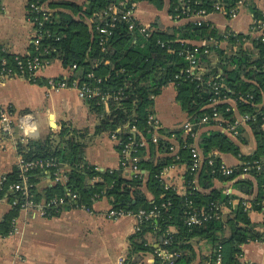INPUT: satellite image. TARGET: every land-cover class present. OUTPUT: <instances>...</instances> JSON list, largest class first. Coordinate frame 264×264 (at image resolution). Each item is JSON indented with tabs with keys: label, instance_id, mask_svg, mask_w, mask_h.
Returning a JSON list of instances; mask_svg holds the SVG:
<instances>
[{
	"label": "trees",
	"instance_id": "16d2710c",
	"mask_svg": "<svg viewBox=\"0 0 264 264\" xmlns=\"http://www.w3.org/2000/svg\"><path fill=\"white\" fill-rule=\"evenodd\" d=\"M33 1L30 0L28 5V17L35 21V27L44 33L40 45L31 44L28 54L40 55L51 62L60 59L65 68L72 69L77 65L68 79L69 82L75 78H79L81 82L102 79L101 89L111 95L108 110L105 102L99 98L87 100L93 112L102 114L96 133L112 134L121 128V131L117 132L121 140L118 145L121 162L125 143L132 137L136 144L132 157L139 158L138 166L141 172L127 178L123 172L128 168L129 162L127 167L121 164L119 170H101L88 163L85 157L87 133L72 130L64 124L58 132L50 133L45 139L30 138L26 145L19 146V153L25 159H53L68 177L63 183H54L42 188L39 183L46 172L42 169L32 170L28 177L31 185L30 199L36 203L47 202L55 197L65 199L64 204L48 208L46 217L78 208L93 211L94 204L103 196L109 198L112 208L127 212L137 213L142 209L149 211L158 206L159 215L145 221L141 229L131 237V252L154 254L157 249L146 240V235L154 232L158 240H168V244H162L163 247L180 253L174 264H197L210 258L213 261L214 252L219 246H222L223 264H241L243 244L252 241L264 242V221L262 229H258L250 218L251 208L247 205L248 200L228 193L225 188H216L214 180L234 181V187L250 196L252 207L262 209L264 178L257 172L251 173L256 177V183L252 178H243L240 168L231 176L213 173L208 156L212 151L218 150L231 153L242 161L264 160V42L253 38V48L249 49L241 42L244 34L226 38L213 24L197 26L191 21L174 25L173 30L169 31L157 18L151 23L155 30L150 36L141 34L136 29L130 30L125 21L117 22L115 27H109L111 34L102 47L100 40L104 33L97 27L104 26L111 18L107 16L103 21L101 14L120 0H87L84 4H79L76 0H41L43 3L47 2L51 8H58L51 12L48 19L43 20L42 26L38 24L42 15L31 8ZM128 1L129 4L147 1L159 10L165 6V0ZM237 1L227 0L230 7ZM205 6L211 7L209 3ZM252 12L256 18H262L263 14L257 7L252 6ZM169 14L174 16V6L170 2ZM211 39L213 42L201 46L199 59L208 69L202 78L192 80L186 75L176 78V75L188 66L184 51L193 48L198 42H208ZM224 43L226 46H223ZM2 47L0 46V49ZM236 47L238 49L234 51ZM206 48L210 54H216L219 59L217 64H213L210 54L204 53ZM3 67L18 70L17 54L0 51V68ZM89 73H94L95 78H89ZM31 82L44 85L47 79L37 77ZM170 83L176 87L177 100L182 109L188 113L190 122L195 124L194 131L204 126L199 124L203 117L213 115L212 104L215 99L219 101L215 106L216 110L226 121L223 124L234 122L236 112L228 103V100H234L238 113L251 117L247 123L256 137L257 150L251 155H245L227 134L213 131L201 137L199 148L205 162L199 171L190 170L191 148L195 142L194 136L191 135L180 139L181 145L177 153L180 159H177V155H169L157 163L145 159L148 148L152 154L157 149L170 154L172 144L168 138L173 134L181 136L184 133L183 128H161L158 131V141H153L154 128L149 123V116L154 114L155 98ZM134 126L136 131L133 132ZM239 129L241 133L243 127L240 126ZM55 135L58 136L57 143L52 138ZM143 140L146 144L139 146ZM183 162L189 165L186 176L187 192L184 195L179 194L162 179L165 168ZM215 162L219 164L220 159L216 157ZM55 170V167L51 168L48 174L52 177ZM144 171L150 173L147 181ZM17 183H22V180L15 168L4 177L0 185V199L7 198L12 204L14 201L18 202L13 204V210L0 224L2 236L13 232L14 223L26 199L21 192L10 190V186ZM145 190L152 194V199ZM68 192L76 194L77 198L73 200ZM235 198L240 199L239 206L228 215L224 214L221 218H214L203 224L187 225L191 208L208 209L213 202L231 208V201ZM170 227H174L175 231H170ZM196 240H207L213 245L211 256L198 255L194 247ZM125 264L139 262L131 261L128 257ZM156 264H160L159 258H156Z\"/></svg>",
	"mask_w": 264,
	"mask_h": 264
},
{
	"label": "crops",
	"instance_id": "0c3cea01",
	"mask_svg": "<svg viewBox=\"0 0 264 264\" xmlns=\"http://www.w3.org/2000/svg\"><path fill=\"white\" fill-rule=\"evenodd\" d=\"M84 4L87 0H76ZM30 0H1L0 11V46L11 54H26L29 52L31 42L35 37L34 26L28 17V5ZM169 2L166 13L156 8L147 1L138 2L136 6V18L143 23L151 24L158 17L165 28L183 24L184 21L175 22L169 14ZM46 10L56 11L46 2ZM252 6L264 14V0H246L240 15L229 19L222 13H213L208 17L221 33L233 30L240 33L250 31L254 14ZM61 9V8H60ZM204 42V41H203ZM198 42V44H203ZM223 46H226L225 43ZM252 49V44L244 46ZM238 47L233 50L236 51ZM213 64L219 62L215 53L210 57ZM73 73L70 68H65L60 59L52 61L45 69L38 73V77L47 79L49 77H69ZM47 84V83H46ZM46 84L31 82L22 77H12L0 82V107L9 108L12 112L14 135L5 133L1 129L0 122V181L16 168L21 154L20 144L26 145L30 138L45 139L50 133L58 132L63 125L70 129L85 131L86 136V161L101 170H119L121 168V156L118 151V141L110 132L96 133L102 114L93 112L88 101L82 98L75 89H50ZM230 106L236 112V119L242 118L237 111L234 100H228ZM108 110V103L105 104ZM31 113L35 117L33 128L26 132L19 128V116ZM154 115L158 120L159 130H174L183 128L181 136L173 134L165 137L171 142L174 149L170 154L155 150L152 154L148 148L145 159H151L157 163L161 159L175 155L180 149V139L189 133L184 125L189 116L177 100V91L173 83L165 86L161 94L155 98ZM195 127V124H194ZM193 127V128H194ZM243 131L237 137L230 134L222 122L200 126L195 131V142L199 148L201 137L213 131L223 132L232 138L241 148L245 155L253 154L258 143L252 128L248 123H242ZM25 135V138H24ZM240 136V137H239ZM56 143L58 136H52ZM244 140V142L242 141ZM221 162L238 167L242 160L231 153H223L218 150L212 151ZM189 172L187 162L176 163L168 166L162 173L164 182L174 187L179 194H186V176ZM124 175L130 178L134 175L129 168L124 170ZM145 181L149 178V172L144 171ZM252 178L256 183V177L252 174L242 176ZM234 181L222 182L214 180L216 188H225L228 193H234L248 200L250 218L262 229L264 221V206L262 209H254L248 194L234 187ZM54 184L49 174L45 173L40 179V187ZM257 188V187H256ZM257 190V189H256ZM150 199L152 194L145 190ZM232 207H225L224 214L228 215L239 206L240 199L232 201ZM112 208L108 197L103 196L94 204V210L71 209L65 210L57 216H42L36 210L22 209L15 223V230L7 236L0 235V264H117L120 258H128L138 261L139 264H156V257L150 252H131V237L137 232V219L134 217H122L108 219L106 213ZM13 210V204L7 198L0 199V224L3 223L9 213ZM174 232L175 228L170 227ZM147 242L157 248L161 238H157L154 232L146 235ZM194 247L199 256L208 257L213 251V245L207 240H196ZM241 264H264V242L252 241L242 245Z\"/></svg>",
	"mask_w": 264,
	"mask_h": 264
},
{
	"label": "built area",
	"instance_id": "2783aa9c",
	"mask_svg": "<svg viewBox=\"0 0 264 264\" xmlns=\"http://www.w3.org/2000/svg\"><path fill=\"white\" fill-rule=\"evenodd\" d=\"M210 4L211 7L205 6V4ZM45 3L41 0H34L31 3V8L33 11L40 13L42 15L41 21L38 22L40 26L43 25V20H46L51 15L50 10H46ZM170 4L174 6V16H172V20L175 22L181 21H191L197 26H203L204 24H212L209 22L208 17L213 13H222L225 16H228L229 19H234L238 17L242 11V8L246 5V0H238L234 6L230 7L227 0H170ZM136 6L137 3L129 4L128 0H120L117 3L110 5L102 14L101 18L103 21L106 19L107 16H110V21H107L106 24L102 27L99 26L97 29L104 34L101 36L100 45L105 46L107 37L111 34L109 27L113 28L116 26L117 22L125 21L129 25L130 30H138L141 34L146 36H150L152 32L155 30L151 24L140 22L136 18ZM34 26L35 37L33 38L31 44L36 46L40 45L41 38L43 36V31L37 29L36 22L31 21ZM214 26V25H213ZM226 38L228 37H238L240 34H244L241 39V42L244 46L252 44V39H260L264 42V14L262 18H256L254 16L253 22L250 28V31L247 33H240L233 30H227L224 33ZM213 42V39L206 42L204 41L203 44H196L193 48L185 50V57L188 61V66L183 69L180 74L176 75V78L180 76L186 75L187 77L191 78L192 80H200L203 74L208 70L204 64L201 63L199 59V55L201 53V46H206ZM0 51L8 52L5 48H1ZM206 55L210 54L208 48L204 50ZM212 53L210 54L211 57ZM18 59V70H13L12 68L7 69L6 67L0 68V82L4 79H9L12 77H22L28 81H35L38 77V73L45 69L50 63V60L44 59L40 55L31 56L30 54H17ZM77 65H74L72 70L76 69ZM70 77V76H69ZM69 77H49L47 78V86L50 89L60 90V89H75L79 92L80 96L86 100H91L94 98H99L101 101L108 103L110 98V94L105 93L100 86L102 82L101 78H96L94 82H81L79 78H75L72 82H69ZM89 78H95L94 73L88 74ZM216 86V90H217ZM120 94V93H118ZM219 103L218 100H214L212 107L214 108L213 115L205 116L202 118L199 124L208 125L211 122H226L221 114L216 110V105ZM264 106V102L262 103ZM230 110V108H227ZM12 112L9 108L0 107V122H1V129L10 135H14L15 127L13 125L12 120ZM249 115H242V118L236 119L234 122H228L224 127L232 134L233 136L237 137L240 133L239 127L242 123H247L250 120ZM18 126L20 129L24 130L27 134L30 128H33V124L35 123V117L31 113H26L19 116L18 119ZM149 123L154 128L153 134V141L157 142L159 138V124L158 120L154 114L149 116ZM194 124L192 122H188L184 125V128L195 136L194 131ZM133 132L136 131L135 126L132 128ZM121 128L117 130L120 132ZM117 132L113 133L112 136L114 139L121 143L120 138L117 136ZM25 138V135H24ZM123 144V143H122ZM146 142L143 140L139 143V146H144ZM136 146L135 141H133L132 137L129 138V142L125 143L123 149V161L121 164L127 167V162H129L128 168L131 169L134 175L139 174L141 172L138 162V157H132V153L134 151V147ZM174 146L170 147L172 151ZM178 152L175 153L177 155ZM192 154V164L190 166L191 171H199L205 162V157L200 154L199 149L196 146H192L191 148ZM177 159H180L179 155L176 156ZM217 156L214 153H210L208 156V163L210 166L213 167V173L221 174L222 176H231L236 172V169H241V175L246 176L251 174L252 172H257L263 175L264 178V160L261 159H253L243 161L242 164L238 167L229 166L223 162H219L216 164L215 158ZM55 167L56 170L53 172V176L50 177L53 183H63L67 180V175L63 172L62 168L59 167L57 161L50 159H35V160H27L22 155L18 160L16 165L17 170L19 171L20 178L22 183L12 184L10 186V190L14 192H21L25 196V202L22 204V209L25 210H36L42 216H47L48 208H52L54 206H60L61 204L65 203L64 198H52L47 202L43 203H36L32 199H30V188L31 185L28 182L29 173L35 169H42L46 173H49L48 170ZM99 168V167H98ZM4 178L0 181V185L3 183ZM169 186V185H168ZM68 195L71 196L73 200L77 198L76 194H72L68 192ZM17 201H14L13 204H17ZM165 206V204H163ZM225 206L222 203H211L208 209H195L191 208V211L188 214L187 218V225H197L203 224L204 222L214 219V218H221L224 215ZM159 215V207L155 206L153 209L147 211L145 209L140 210L137 213H133L131 211L127 212L122 209H114L111 208L107 211L106 217L108 219H118L122 217H134L137 219V227L136 231H139L143 225V223L151 218H155ZM16 223V221H15ZM15 223H14V230H15ZM162 244H168V240H163L157 244V250L154 253L156 258L160 259V264H174L175 258H177L180 253L178 252H171ZM211 256V254L209 255ZM208 256V257H209ZM127 258H120L117 264H125ZM223 264V252L222 246H219L214 252V258L209 260H204L202 262H198L197 264Z\"/></svg>",
	"mask_w": 264,
	"mask_h": 264
},
{
	"label": "rangeland",
	"instance_id": "374dc122",
	"mask_svg": "<svg viewBox=\"0 0 264 264\" xmlns=\"http://www.w3.org/2000/svg\"><path fill=\"white\" fill-rule=\"evenodd\" d=\"M167 5H168V0H165V6L163 8V11L166 13L167 10ZM52 12V11H51ZM158 20L161 22L160 18L158 17ZM172 27L169 28V31H172Z\"/></svg>",
	"mask_w": 264,
	"mask_h": 264
},
{
	"label": "water",
	"instance_id": "95a60500",
	"mask_svg": "<svg viewBox=\"0 0 264 264\" xmlns=\"http://www.w3.org/2000/svg\"><path fill=\"white\" fill-rule=\"evenodd\" d=\"M161 240H162V238H161Z\"/></svg>",
	"mask_w": 264,
	"mask_h": 264
}]
</instances>
